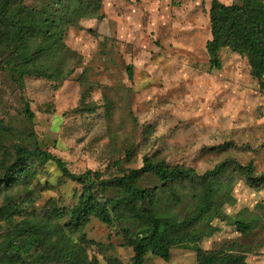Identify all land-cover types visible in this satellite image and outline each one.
Instances as JSON below:
<instances>
[{"label":"rangeland","instance_id":"rangeland-1","mask_svg":"<svg viewBox=\"0 0 264 264\" xmlns=\"http://www.w3.org/2000/svg\"><path fill=\"white\" fill-rule=\"evenodd\" d=\"M211 1L101 0L104 18L81 20L84 31L69 28L50 59L55 81L24 77L19 86L0 72V127L10 131L1 151L21 143L29 150L39 147L74 174L90 170L106 176L116 161L139 169L144 157L199 175L228 158L264 173V90L250 76L247 60L229 49L219 53L221 67L211 69L206 52ZM218 147L226 148L214 150ZM35 164L31 202L22 216H13L16 223L43 217L51 203L71 208L77 202L80 186L64 179L55 163ZM138 183L161 185L150 175ZM227 189L232 202L199 228L200 246L219 251L241 245L245 264H264V188L236 180ZM8 192L24 199L22 187ZM191 205L184 194L178 221ZM239 213L255 219L247 235L232 224ZM6 231L1 224L0 234ZM119 234L117 225L91 218L74 238L84 239L89 257L99 264L110 258L131 264L133 252ZM143 264H196V259L193 251L178 248L167 263L148 254Z\"/></svg>","mask_w":264,"mask_h":264},{"label":"trees","instance_id":"trees-1","mask_svg":"<svg viewBox=\"0 0 264 264\" xmlns=\"http://www.w3.org/2000/svg\"><path fill=\"white\" fill-rule=\"evenodd\" d=\"M100 8L101 0H33L30 5L25 0H0V72L19 86L24 77L55 81L49 61L63 47L67 30L84 31L81 20L103 19ZM209 23L206 52L211 69L221 67L219 53L229 49L247 60L250 76L264 90V0H234L231 5L212 0ZM24 113L31 121L29 109ZM8 132L0 127L1 146ZM11 149L0 147L4 158L0 160V233L1 224L7 228L0 234V264H99L89 257L84 239L74 238L91 218L119 227L124 246L133 252L131 264H143L148 254L167 263L171 250L178 248L193 251L196 264H245L241 245L202 249L199 228H207L211 215L232 202L227 189L232 181L264 188V173H256L251 163L241 165L228 158L199 175L192 168L144 157L139 169H125L116 161L105 176L90 170L74 174L62 159L39 147L29 150L21 143ZM47 162L55 163L64 179L80 186L77 202L71 208L51 203L43 217L32 215L16 223L13 216H22L31 202L35 163L42 167ZM147 175L160 187H141L138 182ZM16 187H22L23 200L9 194ZM184 194L191 196L192 205L178 221L176 211ZM254 222L239 213L232 224L247 235ZM108 264L120 263L110 258Z\"/></svg>","mask_w":264,"mask_h":264}]
</instances>
